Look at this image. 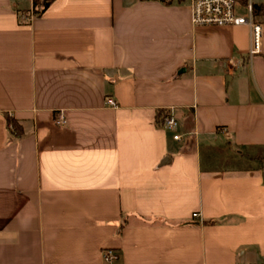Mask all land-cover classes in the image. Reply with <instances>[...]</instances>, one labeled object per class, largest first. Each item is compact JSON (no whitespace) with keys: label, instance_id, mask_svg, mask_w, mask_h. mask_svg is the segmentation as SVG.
Segmentation results:
<instances>
[{"label":"crops","instance_id":"0c3cea01","mask_svg":"<svg viewBox=\"0 0 264 264\" xmlns=\"http://www.w3.org/2000/svg\"><path fill=\"white\" fill-rule=\"evenodd\" d=\"M249 46L188 1L0 0V264H264Z\"/></svg>","mask_w":264,"mask_h":264},{"label":"built area","instance_id":"2783aa9c","mask_svg":"<svg viewBox=\"0 0 264 264\" xmlns=\"http://www.w3.org/2000/svg\"><path fill=\"white\" fill-rule=\"evenodd\" d=\"M190 8L191 24L195 27H225V26H247L250 30L249 57H253L263 52L264 45V25L258 21L253 14L252 0H246L244 15L236 12L237 0H187ZM264 5V0H263ZM108 104L116 107L114 100L109 99ZM54 124L62 126L65 118L60 112L54 119ZM162 126L169 131H176L178 123L172 115L163 118ZM174 140H180L181 135L173 134ZM196 217L197 214H192ZM103 258L107 261L116 258V254L110 251L103 252Z\"/></svg>","mask_w":264,"mask_h":264},{"label":"trees","instance_id":"16d2710c","mask_svg":"<svg viewBox=\"0 0 264 264\" xmlns=\"http://www.w3.org/2000/svg\"><path fill=\"white\" fill-rule=\"evenodd\" d=\"M51 1L52 0H33V12L35 14H40L41 11L43 9H45L51 3ZM162 1H164L166 3H171L173 1L184 2L187 0H162ZM253 14H254L255 18L258 21L262 22L264 25V5H260L258 7L253 5ZM7 122L12 127V133L15 137L22 135L21 125L16 120L7 116Z\"/></svg>","mask_w":264,"mask_h":264}]
</instances>
